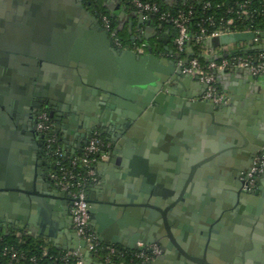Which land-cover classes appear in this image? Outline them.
<instances>
[{"label": "water", "instance_id": "water-1", "mask_svg": "<svg viewBox=\"0 0 264 264\" xmlns=\"http://www.w3.org/2000/svg\"><path fill=\"white\" fill-rule=\"evenodd\" d=\"M105 4L112 10L114 0ZM139 16L150 29L152 18ZM255 36L253 31L225 33L206 38L205 44ZM146 47L145 52L117 45L84 0H0V94H5L0 95V222L27 228L64 250L81 246L86 261L101 263L72 226L71 197L50 176L45 134L33 120L44 102L67 152L77 153L98 130L97 135L115 144L111 167H125V185L107 180L85 192L90 225L101 242L129 249L156 242L162 255L173 252L182 264H223L208 253L201 234L227 233L231 220L240 219L241 232L249 227L253 235L264 236V171L257 190L243 189L254 157L264 152V117L236 114L229 102L217 104L205 96L207 84L197 75L183 73L175 58L156 54L150 43ZM253 47L264 50V42ZM192 54L189 41L183 61ZM10 105L20 114H7ZM70 111V121L78 119L75 111L85 119L78 128L65 116ZM156 137L166 150L175 142L174 157L182 154L185 142L192 144L189 158L179 156L173 163V170L187 180L186 188L177 177L175 191L151 190L153 181H159L155 171L163 168L160 162L151 166ZM125 138L142 149L134 153L128 148V159L121 163L116 154ZM191 185L192 193H187ZM259 252L255 247L251 260L241 264H264Z\"/></svg>", "mask_w": 264, "mask_h": 264}, {"label": "built area", "instance_id": "built-area-1", "mask_svg": "<svg viewBox=\"0 0 264 264\" xmlns=\"http://www.w3.org/2000/svg\"><path fill=\"white\" fill-rule=\"evenodd\" d=\"M132 5L136 7L140 13L143 15L144 19H147L146 16H151L153 19L155 14H159L160 20L172 23L176 28V34L174 37V44L176 45V52L173 58L176 59L177 63L181 65L183 73H189L197 75L199 80L207 84L206 94L207 97H212L217 104H223L227 101V96L223 94L217 84V74L221 71H230L232 69H249L256 76L264 77V54L259 53L257 55L251 54H239L234 56H227V53H220L219 56H222L220 59L211 58L206 63H202L198 58L190 56L187 62H184V58H177V55L180 51L188 47L189 41L192 40H201L206 38H213L225 33L240 32V31H253L256 36L252 39V42L258 40L259 35L252 30L251 28L244 29H235L231 27H216L212 30H209L205 25L199 24V33H194L189 30L188 18L182 12L174 16L167 11H161L160 6L157 2H150L145 0H131ZM245 12V11H244ZM210 23H213V19L209 17L207 19ZM105 27L109 28L108 19L104 17ZM110 29V28H109ZM114 35V33H113ZM140 38V37H139ZM138 36L134 37L138 41H141ZM114 41L117 45H120L118 38H114ZM138 41L135 43V48L139 51H144L146 43H143V40L138 44ZM255 44V43H254ZM251 46V45H250ZM251 48H246V50ZM237 51V49H235ZM235 50H232L235 52ZM173 50L170 51V54ZM53 128V122L50 121L49 115L45 110H42L38 115L37 121V131L39 133L46 134L47 130ZM59 141V136L56 132L52 133L49 137H46L47 146L50 147L52 143ZM110 147V141L104 142L101 138L96 135L91 136L87 143L83 146V154L73 158L71 160L72 164H76L77 160H80L83 164L88 166L87 176L93 182L97 179L96 167L91 165L92 154H97L98 158L95 159L98 162L101 159H107L109 157L107 148ZM52 154L63 156V152L60 148L53 150ZM76 154V153H75ZM61 174L50 172V176L61 189H64L69 196L71 197L72 204L70 205L69 212L72 220V226L75 229L79 240L84 241V248L89 250L94 257L100 258L97 254L101 250L99 243L101 242L93 228L90 225V212L88 209V204L85 197V190L73 188L74 183L71 181V178L74 177V174L69 171L67 168L61 167ZM264 171V152L259 153L254 157L253 165L248 171L245 177V183L243 189L245 191H254L258 186V176ZM80 182H78V185ZM107 254L104 258V262L110 261V256L115 255L119 252L115 244H106ZM135 256L138 257L141 261L139 263L132 264H153V262L162 255L163 250L160 244L154 243H144L139 242L138 248L136 249ZM43 255L48 253L47 248H44L42 251ZM4 254L9 255L8 264H19L23 260L28 259L32 263H36L37 258L35 256H26L24 252L18 251L14 247H7L4 250ZM75 257V264H93L84 258L83 247L78 246L74 249L63 250L58 257H55L53 264H64L70 258ZM101 263L103 264L102 259L100 258ZM2 264V263H0Z\"/></svg>", "mask_w": 264, "mask_h": 264}, {"label": "trees", "instance_id": "trees-1", "mask_svg": "<svg viewBox=\"0 0 264 264\" xmlns=\"http://www.w3.org/2000/svg\"><path fill=\"white\" fill-rule=\"evenodd\" d=\"M89 5L93 6L99 11L101 22L104 24V17L108 19V25L113 37L118 38L120 41L119 46L133 48L135 46L137 39L132 38L134 32L130 31L127 25L119 27L117 17H114L111 14V11L108 9L105 4V0H88ZM150 2H157L160 6L161 11H167L170 14L176 16L179 13L185 14L188 18L189 30L194 33H199V24L205 25L209 30H212L216 27H231L235 29H244L251 28L258 35V40L254 42V45L264 42V36L261 35L264 32V0H178L175 5H166L159 0H145ZM120 2L126 6L132 5L131 0H120ZM245 11V12H244ZM153 19L159 21L164 27L169 29V48L165 50L164 45L160 39L151 38L149 40L150 46L153 48V51L160 55L161 53L173 52L170 54L171 57L175 56L177 50L176 45L174 44V37L176 34V28L172 23L160 20L159 14H155ZM211 17L213 23H210L207 19ZM142 41V40H141ZM138 41V44H141ZM191 46L193 48V57L199 59L200 62L206 63L210 57L206 56V49L208 45L205 44V39L201 40H192ZM222 46V45H221ZM213 47V46H212ZM237 51L233 52L231 49H224V52L227 53V56L231 57L239 54H251L257 55L259 53L264 54V50L251 47V49L246 50L245 47L236 48ZM145 52L148 51V48L145 47ZM187 56V50L184 49L179 52L177 58H185ZM222 56H218L217 59H220ZM214 58V57H213ZM54 131L52 129L47 130L45 138L49 137ZM101 138L105 143L108 140L104 136L96 135ZM60 148L63 152V156H58L52 154L53 150ZM46 154L50 159V172L61 174V167L67 168L74 174V177L71 178V181L74 183L73 188L83 189L85 191L94 183L93 180L86 177L88 166L83 164L80 160H77L76 164H72L71 160L81 154L83 150H79L76 154H71L67 152L62 142L59 140L51 144L50 147L46 146ZM91 165L96 167V160L98 158L97 154H92ZM95 158V159H94ZM78 182L80 184L78 185ZM101 250L98 252V256L102 259L103 264H132L139 263L141 260L135 256L136 249L125 248L121 245L115 244L118 249L117 257L115 255L110 256L109 262H104L106 257V244L103 242L99 243ZM7 247H14L18 251L24 252L26 256H35L37 258L36 263H32L28 259L23 260L19 264H53L55 257H58L63 250H57L53 248L48 242H46L41 237H34L33 235L27 233L21 228L9 227L6 226L0 227V263L8 264L9 255L4 254V250ZM44 248H47L48 253L43 255L42 251ZM76 258L72 257L64 264H75Z\"/></svg>", "mask_w": 264, "mask_h": 264}, {"label": "crops", "instance_id": "crops-1", "mask_svg": "<svg viewBox=\"0 0 264 264\" xmlns=\"http://www.w3.org/2000/svg\"><path fill=\"white\" fill-rule=\"evenodd\" d=\"M111 1V0H110ZM163 4L166 5H175L178 0H159ZM105 2H109V0H105ZM114 14H116V17L118 19L119 27H122L124 25H127L130 29V31L134 32L132 35L141 37L143 40V43H149V40L151 38L160 39L164 45L165 50L169 48L168 41H169V29L164 27L159 21L156 19H152L151 21V28L147 29L148 26L147 22H140L141 17L139 15H142L140 11L134 7L133 5H124L120 2V0H114V6L113 9L110 10ZM143 17V16H142ZM147 19L151 18V16H146ZM144 19V17H143ZM146 20V19H145ZM146 34L148 36L146 37ZM254 46V43L252 42V38L249 40H242V41H236V42H230L226 44H222L219 46H213L208 45V48L206 49V53L211 54H220L224 49H231L235 50L239 46L248 48L249 46ZM160 56H170V52L161 53ZM173 58V57H171ZM263 76H256L253 77L249 73L245 72L242 69H237L234 72H226L221 73L219 72L217 74V84L219 87V90L227 96V101L229 102V105L232 107V110L235 111L236 114H253L258 113L264 117V77ZM262 117V118H263ZM264 123V118H263ZM61 137V135L59 134ZM61 139V138H60ZM143 141V140H141ZM63 147L65 149V144L61 140ZM72 145L76 144V139L72 138L69 141ZM155 143V144H154ZM153 147L154 150L152 151V159L151 160V166L157 168L159 165V162L163 166L162 171H155V174L159 176V181L155 179L156 181L152 183V191L155 192L158 189H171L174 190L175 180L178 178H182L181 171L177 172L173 170V163L174 160H177L179 156H182L184 158H189L187 153H190L193 146L192 144L187 141L183 144L184 150L182 154L176 155L174 157L173 155L176 152H173V145L175 142L172 140L170 144H167V150L162 148L160 145H163V142H160L159 138L156 137L154 140ZM161 143V144H159ZM126 147V146H125ZM124 147V148H125ZM113 145L110 143V147L107 148L109 157L107 159H101L96 163V172H97V179L96 181L88 188L87 191H91L93 186L95 184H99L100 182H104V184H108L106 182L114 181L113 177L115 176H121L122 171L124 168H122V165L119 164L116 167H111V159L113 158ZM142 147L137 144L136 150L134 153H138V151H141ZM134 151V150H133ZM78 152V151H77ZM126 151H123V147L121 146V149L117 152L116 157H119L122 161H126L128 159V156H126ZM70 153V152H69ZM162 155V156H161ZM157 156H161V160L159 161ZM103 162V164H102ZM150 164V163H149ZM136 180H139L138 183V189L141 190V182L140 178L136 177ZM185 179H183L184 181ZM55 184V182H53ZM159 183V187H158ZM185 183V184H184ZM191 184H195L193 181ZM111 185V183H110ZM183 188H186L187 180L183 182ZM188 190L187 193H192V185L187 186ZM204 195V192H202ZM261 198H264L263 194L260 196ZM201 201V200H200ZM204 201V200H202ZM260 205L262 203L259 202ZM191 223H194L195 220L190 219ZM237 219L231 220V222L228 224L227 233H218V234H212L209 235V238L206 234L200 235V238L203 240V243L208 241V243H204L208 253L215 259L223 260V264H241V261L243 260H251V255H254V248L257 247L260 249L261 254L264 255V236L260 234L253 235L251 228H247L246 232H241V227L238 226ZM250 223L251 221L248 220ZM257 220L253 224L256 223ZM253 222V221H252ZM198 223V222H196ZM20 228V227H18ZM27 233L30 232L27 228H21ZM254 230V229H253ZM195 234V233H194ZM32 235V234H31ZM34 236V235H33ZM43 238V236H37ZM212 237V238H211ZM46 242H48L53 248L57 250H64L62 248H58L52 241H49L45 238H43ZM65 239H67L65 237ZM190 240H194V237L189 236ZM68 241V240H67ZM251 262V261H250ZM153 264H182L179 262L175 254L173 252H169L168 254H163L162 256H159Z\"/></svg>", "mask_w": 264, "mask_h": 264}, {"label": "flooded vegetation", "instance_id": "flooded-vegetation-1", "mask_svg": "<svg viewBox=\"0 0 264 264\" xmlns=\"http://www.w3.org/2000/svg\"><path fill=\"white\" fill-rule=\"evenodd\" d=\"M85 1V5H86V7L89 9V10H91L92 12H98V14H99V11L96 9V8H94L93 6H90L88 3H89V1L88 0H84ZM99 17H100V14H99ZM0 95H4L5 96V94H0ZM8 96H10V95H8ZM90 97H88V99H86V100H90L89 99ZM10 107L12 108V106L10 105ZM38 109H40V113H41V111L42 110H45L47 113H48V115H49V118H50V121H52L53 122V128H52V130L54 131V132H56L57 133V131L55 130V125H56V121H55V119L50 115V110H51V108L48 106V105H46L44 102H43V104H42V106H40V108H38ZM108 109V111H111L112 109H110V108H108L107 106H106V110ZM28 110V109H27ZM84 112V111H83ZM6 113L7 114H9V115H12V113H17V114H20L19 112H17V110H15L14 108H12V112H9V111H6ZM74 113V111H70L69 113H66L67 115H65V116H67L66 118H68L69 119V123H70V126H73L74 128H78L79 127V125H80V119H82V118H80V114H81V112H76L75 111V113H76V115L78 116V119H75V122H73V121H70V118H71V114H73ZM85 113V112H84ZM38 115L39 114H37V115H35V116H33V120H35L36 121V123H37V121H38ZM29 118H31L30 117V115H29ZM83 121H85V119H82ZM7 123H9L8 121H5V124H7ZM123 128H126V126H124ZM128 128V127H127ZM76 130V129H75ZM98 130L96 131V130H94L93 132H92V136L93 135H97L98 134ZM58 134V136H59V133H57ZM61 137L59 136V140L61 141V139H60ZM45 140H46V138H45ZM110 143L113 145V150H112V153H113V151L114 150H116V147H115V144L112 142V141H110ZM130 143V144H129ZM121 146L123 147V151H126V149L128 150V148H130L129 150H136V147H137V144H136V140H133L132 138H125L124 139V141H123V143H121ZM126 146V147H125ZM125 147V148H124ZM122 168H125L123 165H122ZM263 173V172H262ZM261 176V175H260ZM114 179V181H117V184L119 185H122V184H126V179H124V178H122V176H115V177H113ZM113 181V182H114ZM257 181H258V186H259V180L257 179ZM136 183H137V180L135 179V185H136ZM258 186H257V188H258ZM257 190V189H256ZM3 225H2V223L0 222V227H2ZM8 226H10V224L9 225H6V227L8 228ZM11 227H13V226H11ZM18 228V227H17Z\"/></svg>", "mask_w": 264, "mask_h": 264}]
</instances>
